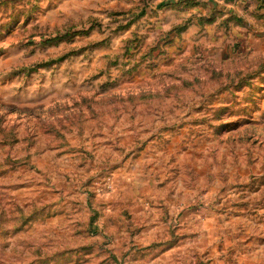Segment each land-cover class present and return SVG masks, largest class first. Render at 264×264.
<instances>
[{
  "label": "rangeland",
  "instance_id": "obj_1",
  "mask_svg": "<svg viewBox=\"0 0 264 264\" xmlns=\"http://www.w3.org/2000/svg\"><path fill=\"white\" fill-rule=\"evenodd\" d=\"M209 6L0 0V264H264V28Z\"/></svg>",
  "mask_w": 264,
  "mask_h": 264
},
{
  "label": "crops",
  "instance_id": "obj_2",
  "mask_svg": "<svg viewBox=\"0 0 264 264\" xmlns=\"http://www.w3.org/2000/svg\"><path fill=\"white\" fill-rule=\"evenodd\" d=\"M178 1V0H176ZM203 1V0H202ZM209 2V7L214 9H223L225 12H233L239 17H244V22L247 20L248 26L253 24L255 27L264 28V0H205ZM216 7V8H215ZM193 12L200 13V10L206 12L201 5L192 7ZM246 25V22L244 23Z\"/></svg>",
  "mask_w": 264,
  "mask_h": 264
}]
</instances>
